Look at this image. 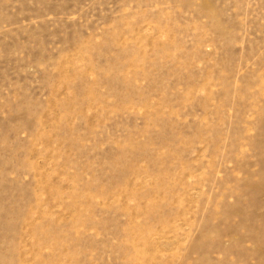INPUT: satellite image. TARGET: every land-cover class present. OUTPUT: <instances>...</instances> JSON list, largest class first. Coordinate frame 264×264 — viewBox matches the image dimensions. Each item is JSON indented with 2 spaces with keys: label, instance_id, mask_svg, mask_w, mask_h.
Wrapping results in <instances>:
<instances>
[{
  "label": "rangeland",
  "instance_id": "obj_1",
  "mask_svg": "<svg viewBox=\"0 0 264 264\" xmlns=\"http://www.w3.org/2000/svg\"><path fill=\"white\" fill-rule=\"evenodd\" d=\"M0 264H264V0H0Z\"/></svg>",
  "mask_w": 264,
  "mask_h": 264
}]
</instances>
